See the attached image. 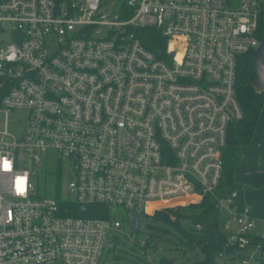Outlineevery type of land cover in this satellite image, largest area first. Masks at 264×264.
<instances>
[{"label":"built area","instance_id":"1","mask_svg":"<svg viewBox=\"0 0 264 264\" xmlns=\"http://www.w3.org/2000/svg\"><path fill=\"white\" fill-rule=\"evenodd\" d=\"M263 16V0H0V264H98L132 213L205 196L225 249L261 264L264 199L219 190L244 116L238 60L259 46ZM143 29L164 49L146 48ZM12 109L27 111L18 139ZM48 155L72 199L36 193Z\"/></svg>","mask_w":264,"mask_h":264},{"label":"trees","instance_id":"2","mask_svg":"<svg viewBox=\"0 0 264 264\" xmlns=\"http://www.w3.org/2000/svg\"><path fill=\"white\" fill-rule=\"evenodd\" d=\"M260 33L263 37L264 16ZM140 39L152 51H161L165 47L164 39L154 29H143ZM253 79L254 71L248 53L239 58L236 75L237 97L244 116L231 124L228 131L219 192L227 194L236 189L244 193L248 202L260 205L264 199V91L253 87ZM152 218L175 224L181 233L180 241L205 255L202 260L188 264H218L224 255L225 235L220 231L218 210L210 197L205 196L199 204L158 210ZM188 219H192V224H201V230L183 227L181 222Z\"/></svg>","mask_w":264,"mask_h":264},{"label":"rangeland","instance_id":"3","mask_svg":"<svg viewBox=\"0 0 264 264\" xmlns=\"http://www.w3.org/2000/svg\"><path fill=\"white\" fill-rule=\"evenodd\" d=\"M261 26V22H260ZM27 118V111L22 109H12L7 114V131L16 139L23 133ZM2 118H0V123ZM226 147L222 150V154ZM51 154V153H49ZM55 163L48 155L42 165L37 169L36 174L31 179L37 194L42 196H54L56 199H72L73 195L65 188L64 180L55 182ZM119 211H121L119 209ZM192 225V219L187 221V229ZM131 235L127 222L116 231L111 232L108 239L111 246L103 245L99 256L98 264H148L150 256L156 264H163L164 260H171L173 263H191L202 260L205 255L199 249H193L184 245L180 241L181 233L173 223H166L154 220L152 217L141 216L139 220V230L135 233V238L128 239ZM140 243H145L144 246ZM155 245L158 250L155 249ZM220 258L218 264H242L238 253L225 255ZM247 264H255L249 262Z\"/></svg>","mask_w":264,"mask_h":264},{"label":"water","instance_id":"4","mask_svg":"<svg viewBox=\"0 0 264 264\" xmlns=\"http://www.w3.org/2000/svg\"><path fill=\"white\" fill-rule=\"evenodd\" d=\"M264 1V0H263ZM250 61L254 71V79L252 85L254 88L259 91H264V35L259 44V46L250 53ZM139 215L136 213L131 214V218L129 220L130 230L132 232H137L139 230ZM186 220L181 222V225L185 227ZM131 237H135L134 234ZM108 246H111V243L107 241ZM155 249L158 250V247L155 245ZM234 253L231 249H225L224 254L229 255ZM163 264H173L171 260H164Z\"/></svg>","mask_w":264,"mask_h":264}]
</instances>
